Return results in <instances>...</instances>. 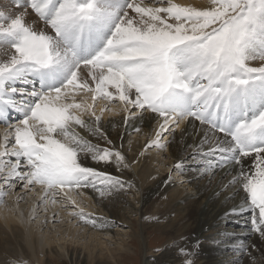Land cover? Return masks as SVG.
I'll return each mask as SVG.
<instances>
[{"label":"snow or ice","instance_id":"1","mask_svg":"<svg viewBox=\"0 0 264 264\" xmlns=\"http://www.w3.org/2000/svg\"><path fill=\"white\" fill-rule=\"evenodd\" d=\"M13 4L15 12L0 9V202L17 184L39 186L41 203L72 206L69 215L103 229L108 222L86 214L69 192L91 188L103 198L124 189L120 177L84 163L128 167L121 151L88 139L112 143L100 121L118 101L126 125L158 121L146 148H165V133L184 121L206 126L194 151L234 170L226 187L245 195L231 211H249L251 231L264 237V0ZM29 8L38 21H28ZM98 100L107 102L99 115ZM13 111L17 119L9 120ZM173 167L182 173L184 161ZM202 167L213 169V162ZM179 255L195 264L189 249Z\"/></svg>","mask_w":264,"mask_h":264},{"label":"bare ground","instance_id":"2","mask_svg":"<svg viewBox=\"0 0 264 264\" xmlns=\"http://www.w3.org/2000/svg\"><path fill=\"white\" fill-rule=\"evenodd\" d=\"M176 1L178 3L179 0ZM179 2L181 4H192L196 7L208 5V3L201 0H180ZM27 11L30 14L32 10L29 8ZM36 26L41 28L43 23L38 22ZM259 63V61L253 62L252 66H259ZM97 107L101 108L103 105L99 104ZM124 117L125 115L117 118H106V114H104V117L101 118L100 127L107 140L112 142L111 144H108L105 139L92 136H88V139L92 140L93 143H98L101 147L121 151L125 156V163L128 164V167L118 169L114 162L96 163L90 158L85 160L84 163L86 166L120 177L126 182L125 187L113 191L110 196L103 198L91 188L77 190L82 191L85 196L91 199L90 201L84 199L87 206L93 210H91L92 213L86 214H92L94 218L101 217L108 222L103 229L99 227V224L97 227H92L79 219H77V224L88 228V231L92 230L94 233L95 231L104 234L113 233L116 230L114 227L131 224L130 219L123 215L121 210L127 209L125 205H132L134 210L130 211L139 216V222L136 225L140 226L138 229L133 230L137 238H131L130 241L133 244L141 246L144 233L150 231V228L146 226L152 223L159 225L163 232L167 230L169 232L174 229V223L177 222L178 226L175 228L181 230H179L181 238L177 240L178 242L181 241V245L178 248L170 243L169 249L166 252L164 251L163 254L159 253L160 250L154 252L151 248L150 254L148 250L145 251L143 264H176L182 257L179 255V249H191L190 247L193 248L192 252L196 264H264V237L261 236V240L258 233L251 231V213L247 210L237 213L231 211L240 205L241 197L245 195L241 190L239 195L233 196L235 189L226 187L235 174L234 170L230 172L229 168L215 167L218 157L209 156L205 158L194 151L203 138V131L206 126H202L198 121H184L179 128H174L171 133H166L165 148L168 150L167 157L171 161L164 163L161 170L159 169V173L147 168L148 156L144 152L148 142L155 138L158 121L156 119H144L143 121L137 119L126 125ZM84 119L88 120L90 118L85 116ZM135 127H139L140 131H135ZM134 133L143 137L148 134L151 139L146 140L144 146L140 143L141 139L138 141V146L134 145L135 142L130 137ZM82 134L87 135L83 131ZM220 135L223 136V134ZM137 147L143 150H137ZM180 160L184 161L183 172L179 174L184 179V184L178 185L177 181L170 180L172 174H170L169 166H174ZM206 160L213 162V169L205 170L202 167ZM159 164L161 165V163ZM174 172L177 173L178 171L175 170ZM128 183L132 186L128 187ZM236 187L239 188L240 186L237 185ZM39 191L43 193V190L40 189ZM69 194L74 198L78 197L76 192H69ZM93 204L99 208H93ZM12 208L11 210H17L18 207L16 208L13 205ZM8 209L7 207L4 210L3 208L0 209V264H12V261L19 262L20 255L28 256L27 246L29 244L27 242L29 243V241L27 240L32 237L31 231L27 228L29 215L27 217V214L19 213L18 218H16L12 215L14 212ZM162 223L164 225H161ZM170 226H173V228ZM174 231H177V229ZM71 232L73 230L69 231V233ZM250 234L258 237L252 240L251 244L246 240ZM34 241L38 242V245H42L40 240L34 239ZM96 241L98 240L96 239ZM257 241H260V243L258 244ZM197 244L198 247H194ZM135 245L132 247H136ZM253 246L256 247L253 248ZM141 253L144 252L141 251ZM68 254L74 259V256L78 254V249L68 247ZM102 255L100 253L96 256L91 254V263L96 262V260H101L103 263ZM28 264H34V262ZM40 264H43V260Z\"/></svg>","mask_w":264,"mask_h":264},{"label":"rangeland","instance_id":"3","mask_svg":"<svg viewBox=\"0 0 264 264\" xmlns=\"http://www.w3.org/2000/svg\"><path fill=\"white\" fill-rule=\"evenodd\" d=\"M179 1L178 3H180ZM201 1L208 3V0H201ZM0 9L6 10V11H13V12L17 11L16 6L13 4V0H0ZM27 19L29 22H32V21H36L38 17L36 16L34 12L31 11ZM88 95H89V102H91L90 94ZM97 104L98 105L102 104L103 106H105L107 102L104 100L97 101L95 108H96L97 114L99 115L101 108H98ZM108 107L112 110L104 112V114H106V118L108 117L117 118L122 115H125V113H123L122 111L118 110L117 112V109H120L121 107L118 101L113 102L112 104H109ZM104 114L102 118L104 117ZM17 115L18 114L15 113L14 111L10 112L9 120L17 119ZM4 129H5V124L0 123V133H2ZM134 134H132L130 137L132 138L131 140L135 142L134 145H137V146L139 144L138 141L140 139H141L140 143L142 144V146L145 145L144 142H146V140L151 139V136L148 134L145 135L144 137L136 135V133ZM165 136H166V133H165ZM164 142L166 143V140ZM139 149L141 151L143 150L142 148L137 147V150ZM144 152L146 156H148V159H147L148 165L146 164V166L148 169H151L154 172L160 173L162 165L164 163L171 161L167 157L168 150L166 148H163V149H160L157 147L146 148V150L144 149ZM159 163H161V165ZM169 167H170L169 170L171 171L170 174H172L170 180H173L174 182L177 181L178 185L184 184V179H182L181 176L179 175L180 172H177L178 174L175 173L174 172L175 170L173 169L174 168L173 165ZM40 189L41 188L37 186L35 190L29 191V190L24 189L20 184H17L14 190L10 191L8 195L3 197V202H0V209L3 208V210L6 209L7 207V209L9 208L8 210L10 211L13 205L16 206V208L18 207L17 210H11L14 212L12 213V215L16 218H18L19 213H23V215L27 214L26 215L27 217L29 215V218H27V228L31 231L32 237L31 238L29 237L28 238L29 240H27L29 241V243L27 242V244H29L27 246L28 256L20 255L19 261H26L27 264L29 262H32V263L34 262V264H40L42 260H43V264H107V263L108 264H143L144 259H145V254H146L145 251L148 250V253L150 254L149 251L151 248H153L154 252L157 250H160L161 252L159 253L163 254L169 249L170 243H173L175 248L176 247L178 248V246L181 245L180 244L181 241L179 242L177 241L181 238L180 237L181 233L179 232L180 229L175 228L178 226L177 222L174 223L175 224L174 229L169 232L168 230L163 232V230H161V227L159 228V225H156L155 223H152L151 225H147L146 227L150 228L149 229L150 231L147 233L146 232L144 233V238H142V241H141V246L143 248L140 245L137 246L133 244L132 241H130L131 238H136L133 230L135 228L138 229L140 226L136 225L139 222V218H138L139 216L136 215L134 211H133L134 213L130 211V210H134L132 205H127V206L125 205L127 209L121 210V213L127 216L128 219H130L131 221L130 223L132 225L131 224L129 225L128 223L127 225L116 226L114 227V229H116L115 232H113L114 234L111 232L108 234H104L103 232L98 233L97 231H95L94 233L92 232V230L88 231L89 230L88 228H84L81 225L77 224L78 222L77 219L79 218L69 215V212H71V210L72 211L74 210L72 206L65 207V206H62V203H56V204H52L51 202H49L48 204L41 203L40 195H42V193H40L39 191ZM86 197L87 196L83 194L82 196H78L77 197L78 199L77 198L75 199H77V203L78 204L80 203V206L84 208L85 213H92L93 210L87 206V202H85L84 200V199H88V201H90L91 199H89L88 197L86 198ZM62 198H63L62 194L56 197V199L61 202H62ZM93 205H92L93 208L95 209L99 208L97 207V205L96 206L95 204ZM161 225H164V223H162ZM170 227L173 228V226H170ZM171 228H168V229H171ZM175 229H177V231H174ZM72 230L73 232L69 233V231H72ZM255 238H258V237L254 234H250L248 235V239L246 240L249 242V244H251L252 240H254ZM32 239L33 241H31ZM34 239L40 240L42 245L40 244L38 245V242L34 241ZM96 239L98 241H96ZM259 239L262 240V237L259 236ZM260 241H257L258 244L260 243ZM134 245L136 247H132ZM68 247H73V248L78 249V254H77L78 256L77 255L74 256V259H73V257H71L70 254H68ZM255 247L256 246H253V248ZM133 248L134 250L135 249L136 250L134 251ZM190 248L191 249H189V251L192 252L193 248L192 247ZM55 250L57 253L55 252ZM141 251H143L144 253H141ZM99 253L103 254L102 255L103 258L101 259H103L104 262L102 263L101 260H96V262L94 261L93 263H91V259H92L91 254H93V256H96V255H99ZM47 255L49 256L48 258H47ZM191 258L194 260V262L196 261L193 256ZM184 259H185L184 257H181L180 261L177 262L176 264L178 263L183 264L182 262Z\"/></svg>","mask_w":264,"mask_h":264}]
</instances>
